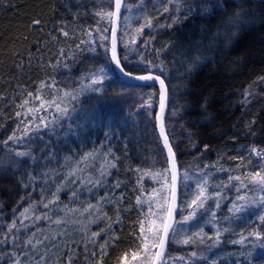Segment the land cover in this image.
Listing matches in <instances>:
<instances>
[{"label": "trees", "instance_id": "1", "mask_svg": "<svg viewBox=\"0 0 264 264\" xmlns=\"http://www.w3.org/2000/svg\"><path fill=\"white\" fill-rule=\"evenodd\" d=\"M179 1L184 7L178 13L176 3L172 8L167 0L164 3L162 0H129L128 11H133L137 18L134 36L137 35L136 27L149 17L153 23L158 21L159 25H168L172 19L177 22L171 28L160 26L156 33H150V29L145 28L143 39L152 36L155 39L145 47L139 45L140 37L137 36L138 45L132 47L135 54L130 56L132 59L125 61V66L134 74L151 72L162 75L165 80L169 92L166 123L170 138L175 137L173 143L177 145L181 175L180 209L183 215V211L189 209L184 199V185L192 183L197 173H207L205 179L209 194L219 192L223 196L228 191L231 194L236 189L232 187L236 181L230 182L229 175L243 177L245 170H253L252 163L249 164L253 158L251 148L264 152V87L261 86L264 82L260 81V77H264V0ZM110 3L111 0H0V97L8 98L7 102L0 100V141L5 140L11 132L16 113L21 111L17 104L26 98L29 91L41 89L42 98L50 99L51 94L58 90L61 95L64 91L79 90L82 84H87L86 77L90 75V70L97 66L107 64L113 69L105 59L103 49L94 53L88 50L87 45L76 47L82 39H89L82 29L89 26L95 29L96 20H101L104 27H110L107 15L103 18L94 15L96 11L106 14ZM225 5L226 10L222 8ZM164 7H169L170 13H163ZM190 7L194 9L193 12H188ZM237 13L247 17V23L241 26L239 34L226 46L225 33L233 31L228 22L235 20ZM36 20L40 23L33 26ZM61 27L69 33L68 37L62 35ZM121 35L127 36L123 29ZM213 42L215 47L210 49ZM162 46H167L168 50L164 51ZM153 48L160 50L159 54L154 53ZM61 50L65 57L72 59L58 60ZM120 50L123 54V45ZM149 60L153 61L152 65L148 64ZM65 64L68 66L65 67ZM53 80L56 88H41L42 83L47 85ZM99 87L100 93L85 91L76 102L69 103V107L75 103L77 113H73L76 117L73 124L80 125L81 135L62 142L55 139L53 155L40 160L37 167L22 163L19 174L0 173V239L5 238L8 232L14 216L13 209L19 206L26 192L31 194L34 189H39L43 196L27 199L33 198L31 203L34 205L40 203L41 207L37 209L43 215L52 211V207L45 208L43 205L46 202L45 192L53 191L54 187L57 191L63 189L61 192L64 191L65 196L82 187L86 201L80 206L84 208L89 203L95 206L88 210L91 215L87 218L88 229L85 233L78 232L74 237V232L65 225L66 222L61 221L63 225L59 229L60 236L48 239L56 240L57 250H39L50 257L49 264H60L65 251L71 254L73 264H94L91 254L93 250L98 253L99 246L105 240L109 241V246L103 264H124L121 261L122 254L129 253L125 259H130L131 253L136 251V245L140 244L137 239L140 235L139 221L144 220L146 227L150 219L146 215L148 204L145 203L141 210L136 202L141 195V186L146 189L142 199H149V193L158 197V205H152L153 211H159V204L164 200L161 197L169 193V185L160 175L168 165L160 155L162 146L157 129L153 131L156 123L151 116V113H157L158 90L155 87L128 86L117 76L115 80L106 79ZM246 89L251 92L250 103L242 106L241 100ZM39 104L40 101L32 100L27 107ZM105 132L110 134V144L104 141ZM29 149L35 157L42 155L41 147L35 148L33 143ZM109 149L111 154L105 161ZM93 151L96 157L85 160L89 161L85 177H99L101 164L98 159L101 156L104 164L114 163L116 167L110 169L113 175L109 179L121 182L124 199L120 204L113 202L96 206V199L78 181L72 186L76 187L74 189H70L63 180H57L55 185L51 182L42 185L41 179L50 180L48 176L55 171L56 166L64 169L65 162L62 160L71 156L78 159ZM56 157H59V162ZM238 157H243V160ZM2 160L0 155V162ZM76 165L72 164V168H76ZM31 168L32 172H29ZM148 172H154L155 175H145ZM24 173H32L33 181L38 184L40 180L42 187L32 182L25 189L21 182L22 178L28 182ZM99 191L103 192L102 189ZM196 192L193 184L189 189V200ZM214 201L212 199L205 206L207 212L199 210V219L210 216ZM219 205L216 215H211L203 227L204 243L190 242L189 245H183L186 251L198 247L202 249L200 256L207 257L205 245L213 244L211 242L216 239L215 233L219 231L220 246L217 251L231 253L236 245L233 241L240 240L242 235L246 236L254 230H260L255 212H248L243 219L234 223L226 218L232 213L223 200ZM200 223H192L188 229L199 228ZM102 229L107 232L96 238V243L85 239L91 237L92 232H100ZM36 230V234H39L47 231V228H31L19 237L16 234L15 244L9 235V249L5 243H0V259L4 250L10 251L19 240L27 238ZM113 236L117 238L114 242ZM217 258L219 264H228ZM196 262L207 264L203 259ZM253 264H262V261L257 259Z\"/></svg>", "mask_w": 264, "mask_h": 264}, {"label": "snow or ice", "instance_id": "2", "mask_svg": "<svg viewBox=\"0 0 264 264\" xmlns=\"http://www.w3.org/2000/svg\"><path fill=\"white\" fill-rule=\"evenodd\" d=\"M165 0H162L164 3ZM167 3L170 5L171 0H167ZM95 7V6H94ZM101 8L103 5L100 6ZM129 10V0H111L109 5V11L105 14L101 11L94 12V15H98L103 18L104 15H107L110 18V27H104L101 23V20H96L95 29L92 26H89L87 29H82L85 31L89 39L81 40L79 44L76 45L77 48H80L82 45H87L88 50L94 53L98 52V49L104 50L105 59L109 61V64L114 65L115 68L111 69L107 64L103 66H97L90 70V75L86 77L87 84H82L79 90L64 91L63 95L60 94V91H55L51 94L50 99L42 98L41 89H37L35 92L29 91L26 98L17 104V107L21 111H17L16 117L17 120L13 121L15 127L11 130L12 134L7 136V139L0 141L3 144L4 149L8 152V160L6 163L0 162V173L11 172L14 175L19 174V169L22 165V158H30L32 164H37L40 160H44L46 157H51L53 155L54 145L50 144V141L55 137L58 141H67L70 137H75L81 135L79 131L80 125L73 124V121L76 117L73 113H77L75 103H72V106L69 107L70 102H76L79 99V96L85 92L89 91L92 93H100L101 88L99 86L103 85L106 79L115 80L116 75L123 76L129 80H135L138 82L147 83L149 87L153 86L150 82H159L160 85V112L151 113V116L156 122L153 131L155 132L156 128H159V141L162 143V148L160 149V155L163 159V162L168 165L163 172L160 173L161 177L165 179V182L168 187L169 196L167 199H164V204L160 206L159 211H153V203H158L155 196L152 193H149V199L144 200L142 197L146 189H143L141 195L137 197V205L143 210V205L148 204V213L146 214L149 217H155L151 219L150 222L145 227V221L140 220V235L137 239L140 240V244L136 245V251L131 253V260L126 261L125 258L129 253L125 252L121 256V261L124 264H132L135 261V264H167L168 261V245L176 240L178 243L183 245H189V243H204L202 234L204 232L203 228L199 231H193L191 235H186L183 239H177L180 236L179 224L187 223L197 219V212L205 208L206 200L209 198L206 195L207 192V173L200 175L196 174V178L192 183H186L184 199L187 202V207L193 209L188 215H185L182 220L178 222V209L180 202V164L178 162L177 156V145L173 143L175 137L170 138V134L167 126V101H168V92L166 88L165 80L162 78V75L153 74L148 72V74H134L130 70H127L125 66V61L132 59L128 55V52L132 50V45H138L137 36L140 37L139 45L140 46H149L150 41L154 40L155 37H149V39H143L145 36L144 29H152L156 25L153 23L151 17L144 20L136 27V36H132L128 42H125L123 35H121V30L123 29L124 34H128V28L126 26V16L125 13ZM193 8H189L188 12H193ZM163 13L169 12V7H164L162 10ZM187 15V14H185ZM176 19H172L171 23L168 25H160L161 27L171 28L175 23ZM39 20L33 21V26L38 25ZM158 23V21H157ZM233 27L231 33H225V45L231 43L232 38L239 34L240 28L243 24L247 23V17L243 16L240 13H237L235 20H230L228 22ZM64 37H68L69 33L61 27L60 29ZM109 35L111 40L109 42ZM97 38H99V43H97ZM124 46L125 51L121 53L120 47ZM210 49L215 47V42L209 46ZM164 51H167V46H162ZM158 49L153 48V52L159 54ZM69 59L72 57H65L63 55V50H61V56L58 57V60ZM142 62V61H141ZM149 65L153 64V61H148ZM68 65L65 64V67ZM115 73V75H113ZM260 81L264 82V77H260ZM56 88V82L53 80L50 84H43L41 88ZM250 90H245L243 93V99L241 100V105L250 103ZM0 100L5 102L8 101L7 97H0ZM40 101L39 107L31 106L27 107L30 104V101ZM144 106L143 104L141 105ZM151 107V105H148ZM26 109V110H25ZM38 113H43L42 115ZM131 114V109L129 110ZM23 116V118H21ZM31 119H28V117ZM45 134L47 135L48 140H45ZM104 141L110 144V134L105 132ZM34 139H39L42 143L40 151L42 155L40 157H35L32 155L30 150L20 151L19 147H27L31 145ZM189 139H191V134H189ZM15 146V147H14ZM207 150V145L204 146ZM2 150V149H0ZM166 150V155L164 154ZM256 154L261 160H264V152H261L257 148L253 147L250 149V154ZM111 154V149H109L108 154L105 155V161L108 160ZM96 157V152L86 153L82 159L88 160L90 158L94 159ZM114 159V157H112ZM57 162H59V157H56ZM238 159L243 160V157H238ZM249 163H254L249 160ZM116 165L112 164H102L99 169V177L96 179L88 178L87 182L81 180L80 183L84 185L85 188L91 193L93 198L96 199V206L105 203L120 204L124 199V192L121 190L122 185L119 180L112 181L109 178L113 175L110 169L115 168ZM205 167H207L205 165ZM170 174V175H168ZM145 175H155L154 172L145 173ZM24 176L27 177L28 182H24L23 178L21 182L25 189L29 188V184L33 182V176L29 173H24ZM243 176L246 178L242 179L240 175L232 176L229 175L228 180L231 182L233 180L239 182V186L232 185L236 187L237 195L233 200H229L231 205L228 211L236 216L237 219L240 218V214H246L251 210L255 209V214L257 220L260 224V230H254L250 232L247 236H241L240 240L233 241V243L245 245L247 242V247L242 249V252L237 256V264H253V261L257 256L261 258L262 264H264V251L256 252V249L259 248L264 250V166L259 170H253L251 172L245 170ZM142 179V177L140 178ZM71 183H76L75 180ZM195 185L197 192L194 194L193 198L189 200V189ZM36 186H39L37 184ZM228 187V185H225ZM102 189L101 193L99 190ZM78 191H83L79 189L73 191L72 195L74 198H78ZM155 189L153 193H155ZM258 192L259 195L256 196L255 193ZM25 195H30L29 192H26ZM55 195V194H54ZM217 197L225 198L226 193L222 196L221 193L217 192L215 194ZM55 199L58 200V195L55 196ZM55 203V200H47L44 203V207L48 208L51 204ZM22 206V204L20 205ZM94 205L89 203L87 208L84 211L89 209H94ZM219 203H217V208ZM18 209H13V215H16ZM34 211L33 207H24L23 211L19 213V216L14 219L8 227V232L5 234V238L0 239V243H8L7 237L10 235L13 240L12 243L15 244L16 239V224L24 223L25 219L29 218V213ZM91 215V213H90ZM213 216L216 215L215 212L212 213ZM36 220L43 219V217H34ZM49 219H51L49 217ZM119 216H117V221ZM55 223H61L60 219H57ZM227 231V228H225ZM106 229H102L100 232H92L91 237H86L85 239L88 242L96 243V238L100 237L103 233H106ZM33 237H36V233L32 234ZM220 232L215 233L216 239L212 245H207L208 249L217 247L220 244ZM67 239V237H65ZM117 238L112 237L114 242ZM208 239H212L211 236ZM83 242V241H82ZM258 242V243H257ZM75 243V242H74ZM51 245V247H49ZM109 246V241L105 240L104 244L99 246V252L93 250L91 257L94 261V264H103L104 257L108 254L107 249ZM66 247H71L67 245ZM43 248L45 251H56L57 243L56 240H48L47 237L41 240L39 238L35 239V243L32 239H29L25 245H23L19 252L12 255L9 253L12 264H24L25 260L29 259V255L32 257L30 264H48L50 257L46 256L43 252L39 250ZM85 250L87 251V244H85ZM198 247L191 250L187 255L180 257L181 264H196V260L203 259L207 261V264H219L217 257H202L200 256V251ZM27 252L28 255H24ZM143 252L144 256L141 258L140 253ZM246 253V254H245ZM232 255L236 256L237 254L233 253ZM23 256V259L20 257ZM60 264H73L71 254L68 251L63 253V258H61Z\"/></svg>", "mask_w": 264, "mask_h": 264}, {"label": "rangeland", "instance_id": "3", "mask_svg": "<svg viewBox=\"0 0 264 264\" xmlns=\"http://www.w3.org/2000/svg\"><path fill=\"white\" fill-rule=\"evenodd\" d=\"M171 1H172L171 2L172 5L170 4V6L173 8L175 6V3H176V5H177L176 11L179 13L183 9L184 4L182 6V4H181V2L179 0H171ZM154 3H156V2H154ZM190 6H192V3L190 4ZM168 13H170V12H168ZM125 14H126V26L128 28V34H127V36H123V37L125 39V42H128L129 40H126V37H128L127 39H130L132 36H134V33H135L134 26L136 25L137 18H136V16H135L133 11H128V13H125ZM146 17H148L147 14H146ZM154 24L156 26L149 30L150 33H156L161 28L160 25H159L160 24L159 22L158 23L154 22ZM132 47H134V45H132L131 48ZM128 54H129V56L134 55L135 54V50L132 48V50L129 51ZM258 86L259 85H257V87ZM261 86L264 87V83H261ZM36 107H39V106L37 105ZM38 114L42 115L43 113H38ZM21 118H23V116ZM28 119H31V117L29 116ZM16 120H17V118H16ZM14 127H15V124L13 123L12 129ZM11 134H12V132H10L7 136H9ZM6 139H7V137H6ZM55 139L56 138L53 137L52 140L50 141V144L53 145L54 142H55ZM45 140L46 141L48 140L47 136H45ZM32 143L34 144L35 148H37V146L38 147L42 146V143H41V141L39 139H34ZM0 148L2 149V150H0V155L4 159V160H2V162L6 163L7 160H8V152H7L6 149H4L3 144H1ZM18 150L25 151V150H30V149H29V146H27V147L21 146V147H19ZM72 158H75V157L71 156V158H68L66 160H62L63 162H65L63 164V168L64 169L61 170L58 166H56L55 171L51 172L49 174V176H48L50 178V180L44 181V180L41 179V181L43 182L42 185H44L46 183H49V182H51V183H53L55 185V182L57 180H63L64 182H67V184L70 187V189H74L76 187H72V186L75 185L76 183L75 184L71 183V181H73V180L78 181L79 184H81L80 183L81 180H84L85 182H87L88 176L85 177V173L84 172L88 170V162L89 161L85 162V160L82 159V157L81 158L78 157V159L75 158L73 160H72ZM69 159H71L73 161V163H72V161H68ZM22 161H23L22 162L23 164L27 165V163H29V164H31V166H34V167H37V164H38L37 163V164L33 165L31 159L28 158V157L22 158ZM252 161L254 162L251 165L253 167V170H259L262 166H264V160H261L254 153H253ZM77 162H80V163H77ZM98 162L101 165L104 164L103 156L99 157ZM72 164H74V165L77 164L76 168H72ZM253 170H250V171H253ZM29 172H32V168L30 169ZM46 174H48V173H46ZM31 175H33V174L31 173ZM242 179H245V182H247V180H246V178L244 176L242 177ZM41 181L40 180L38 181L39 187H42L41 186ZM33 182L37 184L36 181H33ZM81 185L83 186V184H81ZM236 185H237V187L239 186V182L238 181H236ZM79 189H83V188L80 187ZM62 190H58V191L61 192ZM58 191L55 190V187H54L53 191L51 190V191L45 192L46 202H47V200H55V203H53V204H51L49 206V207H52V211L50 213L45 214V215L41 214V210L40 209H37V208L41 207L40 203H36L34 205V204L31 203L33 198L32 199H27L28 197H31V196L32 197L35 196L36 198L43 196V193H39L40 192L39 189L38 190L34 189L31 192L30 195H24L23 196V199L19 203V206L15 207V209H18V211L16 212V215L11 218V221H13L14 219H16L19 216V213L23 211L24 207H29L31 205L33 207L34 211L29 213V218L25 219L23 224H20L19 222H17L16 229H18V231H16V234L18 235V237L21 236L24 232L28 231L29 229L37 228L39 226L46 227L47 231H44V232L39 233V234H36V237H33V235H32L33 233H32L27 238L19 240L18 243H17V246L13 245L12 249L10 251H8L7 249L4 250L5 253L2 256V258L0 259V264H12V261H11V258L9 256V253H12V255H15V253L19 252L21 247L23 245H25V243L29 239H32L33 242L35 243V239L36 238H39V239L43 240V239H45V237L50 239V238H52L54 236H57V237L60 236L59 229H61V226L63 225V223L62 222L59 223V224L55 223V221L57 219H60L61 221L63 220V221L66 222L65 225H67L70 228V230H72L74 232V237L76 236V233H78V232L83 231V233H85V231L88 229L87 218L89 217L90 211H84V209L87 208V207L83 208V207L80 206V204H83L86 201V197H85L84 192L83 191H78V198H74L73 195H72L73 192H69L68 191L69 192L68 196L67 195L65 196V192L64 191L61 192L60 194H59ZM231 192L232 193L229 194L230 192L228 191L225 198H218V197H216V195H212V192L210 194L208 192L206 193V195L209 198L206 200L205 206L209 202H211L212 199H215V201L213 202L214 203L213 204V210L211 212H209L210 216L212 215L213 212L217 213V211H216L218 209L217 208V203L221 204V200L224 201V203L226 204V206H228V208L231 206L229 204V200H233L235 198V196L237 195L236 189L231 191ZM56 195H58V197H59L58 200L55 199ZM255 195L258 196L259 193L256 192ZM168 196H169V193H166L165 196H164V199H167ZM155 198L158 199V197H156V196H155ZM60 200H61V202H59ZM157 201H159V200H157ZM60 203L66 204V205H60ZM21 204H22V206H20ZM162 204H164V200H162V203L159 204V209H160V206ZM157 205H158V203H157ZM64 206H67V207H64ZM191 211H192V209L189 208L188 211H186V212L183 211V215H181V209L179 207L178 222L180 220H182L185 215H188V213L191 212ZM255 211L256 210L253 209L250 212L253 213ZM154 212H155V210H154ZM247 214L248 213L240 214V218L239 219L240 220L243 219V217H245V215H247ZM198 215H199V211L197 212V219H195L193 221H189L187 223L179 224L180 236L177 238L178 240L185 238L186 235H191L192 231H196L197 229L200 230L201 228H203L205 226V223H208L207 221H209L211 219V217H212V216L211 217L209 216V217H204L202 219H199ZM34 217H43V219L36 220ZM49 217L51 219H49ZM149 218L150 219L148 220V223L150 222L151 219H155V217H149ZM226 218H228V221L232 220L234 223L238 221V219L236 218V216L234 214H231V215L227 216ZM197 222H201L200 225H199V228H194L193 227L191 229H188V228H190V225H192V223H197ZM146 227H147V225H146ZM52 228H54V229L51 230ZM49 230H51V231H49ZM53 232H55V233H53ZM34 233H38V230H36ZM211 243H213V242H211ZM10 244H11V241H9L6 244V248L9 249V245ZM207 245H205V248L207 249V253L205 254V256H207V257H209V256H211V257H219L220 259H223V262H225V263L229 264V262H230V264H237V256L242 252V249L244 247H247V242L245 243V245L236 244V245L233 246L231 253L232 254L233 253L237 254L236 256L232 255L231 253H222L221 251L218 252L217 250H218L220 244H219V246L213 247L211 249H208ZM182 246H183V244L178 243L177 241H174V242L172 241L171 249H170V252H169V255H168L169 258H168L167 264H181L180 257L185 256V255H187L190 252L188 250L186 251L185 250L186 248H184ZM260 251H264V250H261L259 248L256 249L257 253L260 252ZM24 255H28V253L25 252ZM140 255H142L141 258H143L144 253L141 252ZM20 258L23 259V256H21ZM257 259L261 260V258L259 256H257L255 260H257ZM125 260L126 261H130L131 258L130 259H125ZM30 261H32V257L29 255V259L25 260L24 264H30ZM254 261H253V263H254ZM33 264H34V262H33ZM132 264H135V261H133ZM196 264H199V263L196 262Z\"/></svg>", "mask_w": 264, "mask_h": 264}, {"label": "water", "instance_id": "4", "mask_svg": "<svg viewBox=\"0 0 264 264\" xmlns=\"http://www.w3.org/2000/svg\"><path fill=\"white\" fill-rule=\"evenodd\" d=\"M111 40V36L109 38V41ZM113 69L115 68L114 65H112ZM118 77V79H120L124 84L128 85V86H133V87H149L147 83H144V82H138V81H135V80H129V79H126L124 78L123 76H120V75H116ZM153 84V86L151 87H155L158 92L160 93V85H159V82H150ZM167 88V86H166ZM167 92H168V88H167ZM168 106H169V92H168V101H167V109L166 111L168 112ZM160 112V95H159V105H158V110H157V113ZM156 123V122H155ZM157 133H158V136H159V128L157 127ZM161 146H162V143H161ZM165 154H166V150H165ZM180 171V169H179ZM180 188H181V183H180ZM180 196H181V189H180ZM179 206H180V202H179ZM179 211V209H178ZM169 247H170V244L168 245V251H169Z\"/></svg>", "mask_w": 264, "mask_h": 264}, {"label": "bare ground", "instance_id": "5", "mask_svg": "<svg viewBox=\"0 0 264 264\" xmlns=\"http://www.w3.org/2000/svg\"><path fill=\"white\" fill-rule=\"evenodd\" d=\"M222 8H223V9H225V10L227 9V8H226V5H225V6H223Z\"/></svg>", "mask_w": 264, "mask_h": 264}]
</instances>
